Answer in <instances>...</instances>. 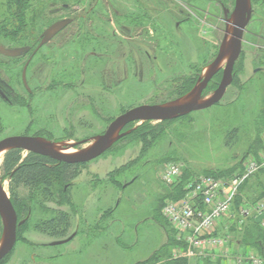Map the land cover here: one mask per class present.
Segmentation results:
<instances>
[{
    "label": "rangeland",
    "instance_id": "1",
    "mask_svg": "<svg viewBox=\"0 0 264 264\" xmlns=\"http://www.w3.org/2000/svg\"><path fill=\"white\" fill-rule=\"evenodd\" d=\"M250 1L256 11L234 66L235 81L223 98L209 108L168 124L153 144L142 137H130L78 167L82 178H87L80 202L89 190L95 195L100 191L93 201L95 208L91 209L95 219H89L88 225H82L78 219L80 203H75L72 211L60 203L58 186L54 198L39 196L38 189L33 187L19 188L21 198L29 202L30 208L26 212L21 205L17 206V241L0 264H135L149 259L168 237L176 241L171 251L184 247L177 230L161 212L165 202L183 185L171 186L163 181L167 165L178 162L182 174L187 170L193 176H212L221 171H230V176L241 172L249 159L264 153V50L258 47L264 48V0ZM234 5L235 0H29L22 27H17L20 17L10 10L9 22L14 28L10 29V36H0V42L8 46H34L54 21L68 17L74 20L43 46L31 63L27 79L34 93L15 103L9 119L13 133L38 134L58 148L76 153L103 133L111 118L122 109L148 99L151 102L145 104L180 98L177 94L184 85L182 79L197 72L204 78L227 28L232 31V24L227 21ZM5 11L6 0H0V21L7 16ZM226 60L217 73L216 87ZM20 64L18 60L14 62L13 82L23 91ZM212 86L203 93L204 99L215 89ZM24 152L25 156L27 151ZM128 164L129 173H111ZM87 170L95 173L86 176ZM260 172L264 169L251 174L243 183L244 198L252 203L263 198L253 199L249 193ZM51 174L57 185L59 177L55 172ZM111 175L127 186L118 189L108 179ZM129 180L134 181L130 184ZM0 182L9 194L10 179L2 181L0 173ZM108 188L111 193L106 194V199H99ZM62 209L72 218L67 237L75 236L66 243L51 245L66 237H47L34 228V223L51 219ZM255 218L254 226L264 230L263 218ZM246 224L237 233L220 227L215 233L232 236L229 245L234 254H253L264 264L257 246L249 247L241 240ZM3 233L0 226V243ZM32 243H37V247ZM185 259L188 264H227L222 262L223 258L217 262ZM165 262L163 259L154 264Z\"/></svg>",
    "mask_w": 264,
    "mask_h": 264
},
{
    "label": "trees",
    "instance_id": "2",
    "mask_svg": "<svg viewBox=\"0 0 264 264\" xmlns=\"http://www.w3.org/2000/svg\"><path fill=\"white\" fill-rule=\"evenodd\" d=\"M28 1L29 0H6V11L5 12L7 16L4 17L0 21V36H10V29L14 28L13 26H10V22H9L10 10L12 11L11 13H13L15 17H20V19L18 20L17 27L23 26L24 18H26V10L28 8ZM37 41H39V38L35 40V42ZM218 77H219L218 74L214 75V77L211 79L208 86L204 90V92H206L208 88H210L212 85H213L212 87L216 88ZM182 80H183L184 85L183 86L181 85L179 87V92L177 94L178 97L185 95L190 90H192V88H194V86L200 80V73L197 72L195 75H191L189 77L183 78ZM234 81H235V69H234L233 82ZM174 99L176 98L174 97L171 98V101H173ZM146 102L147 103L151 102V99H148ZM146 102H143L142 104H145ZM167 102L168 100H162L160 102L155 101L149 104H164ZM135 104H132L127 109H122L116 116L111 118V121L118 115L124 113L126 110L131 109L135 106L141 105V104H137V105ZM187 116H189V114L183 117H179V118L172 119V120H166L162 122L145 121L143 123L138 124V126H136L135 128H129V126L133 125V123H130L129 125L125 126L121 131L122 133H126V132L128 133L120 137L115 142V144L113 145L111 149H113L116 146V144H118L119 142L123 140L126 141L130 137H134V136L136 138L142 137L145 142H148V144H153V142L157 141L160 138V135L164 132L165 126L172 123L173 121L186 118ZM34 135L40 136L38 134H34ZM23 153L25 152L22 149L12 148L5 153L4 158L2 160V164H1L2 178L10 179L9 190H10L11 200L15 206L16 211H17V206L19 205H21L22 209L26 212H28L30 208L29 202L25 200L23 201V198H21V195L18 191L19 188L33 187V188L38 189L39 196L45 197V198H54L56 196L55 191H54L56 190L55 189L56 186L60 188V191L56 192L57 194H59L58 198H59L60 203L63 206L66 205L71 211L75 210V203L72 198V187L77 177L81 174V170H79L78 167L85 166L86 163L57 162L53 160L52 158H49L47 156H43L37 153L28 152L25 156L23 155ZM130 169L131 167L128 164L126 166L119 167L116 170H112L111 173H114V174L118 173V175L124 172L129 173ZM51 172H55L56 173L55 175L59 177L58 179L59 182L57 185H55V182L52 177L53 174H51ZM227 173L231 174L230 171L229 172L221 171V172L214 173V175L212 176H216V177L232 176V175L228 176ZM193 175L195 174L191 173V171L189 172L186 170L184 174L182 175L181 183L184 184V182ZM108 176L110 177V173L108 174ZM198 176H201V175H198ZM111 177L114 180H112V178H108V179H110L111 181H114V184L118 186V189L120 188L122 190L125 186H127V184L125 185V183H122L121 180L116 175H111ZM135 177L137 178L138 176H134L133 178ZM133 181L134 180H129L130 184L133 183ZM182 186L183 185H180L178 190H175L174 194H172L173 200L180 199L181 197L184 196L185 192ZM244 193L246 192H244V186L242 184V186L240 187V195H238L235 198L234 206L237 212H238L239 204L242 201L243 197L245 196ZM249 193L250 195H253L254 197L253 199H258L264 196V172H260L256 180V185L254 186L252 190L249 191ZM249 193H247L248 194L247 196H249ZM112 210L113 208H111L110 210H107L106 212L109 213ZM77 213L79 212L77 211ZM236 214L238 215V213ZM253 222L256 223L253 218H250L249 220H247L246 222L247 224L245 225L246 227L245 231L241 234L242 236L241 240L244 244H246L249 247H251V245L254 247L257 246V248L260 250L261 254L264 257V230H262L263 228L261 229L256 228ZM71 225H72L71 216L68 215V211L66 209H62V210H59L56 216H54L51 219H44V220L35 222L34 228H36L43 234H46L47 237H51V238L52 237H55V238H63V237L65 238L66 237L68 238L67 235L69 233ZM230 231L235 232V233H237L238 231L235 219L231 225ZM36 244L37 243H32L31 245L34 247H37ZM175 244H176V241L173 238L170 240V238L168 237L167 241L159 249L153 252V254L150 256L149 259L145 261H138L135 264H145V263L154 264L156 262L163 261V259L166 260V262L163 264H188L185 258H181L178 260L172 258V251L170 250V247H173V245ZM33 255H35V253H33Z\"/></svg>",
    "mask_w": 264,
    "mask_h": 264
},
{
    "label": "water",
    "instance_id": "3",
    "mask_svg": "<svg viewBox=\"0 0 264 264\" xmlns=\"http://www.w3.org/2000/svg\"><path fill=\"white\" fill-rule=\"evenodd\" d=\"M252 7L250 0H235L234 10L231 18L232 31L227 28L225 38L219 51L208 66L207 74L201 77L199 82L184 96L164 104H141L115 117L106 130L94 136L91 144L76 153H68L56 146V143L38 136L15 135L0 141V152L12 148H19L23 151L37 153L47 156L59 162L87 163L109 150L115 142L122 137V129L130 123H143L145 121L162 122L188 115L194 111L209 108L220 101L227 88L233 82L234 66L238 60L243 45V36L250 21ZM71 18L59 19L51 23L40 35L34 53L42 46L51 41L58 33L71 24ZM31 49L30 46L7 48L0 44V53L7 56H21ZM226 60L222 70V77L217 88L207 98H203V91L213 76L219 71L220 65ZM26 82V67L22 74ZM182 101V102H181ZM74 145H77L74 144ZM0 214L3 219V238L0 243V260L10 253L17 241L18 216L12 201L7 193L0 186ZM74 234L63 240L52 242V245L63 244L70 241Z\"/></svg>",
    "mask_w": 264,
    "mask_h": 264
},
{
    "label": "built area",
    "instance_id": "4",
    "mask_svg": "<svg viewBox=\"0 0 264 264\" xmlns=\"http://www.w3.org/2000/svg\"><path fill=\"white\" fill-rule=\"evenodd\" d=\"M262 169L264 153L249 159L241 172L230 177H189L183 184L184 196L167 200L162 209L164 217L177 230L178 240L184 244L183 248L175 251L174 257L209 258L214 262L223 258L222 262L227 264H261V259L253 254H234L233 247L229 245L232 236L224 237L215 232L218 227L229 230L232 219L236 220L237 229L257 216L263 218L261 223L264 225V196L254 203L243 197L238 212L234 206L244 180ZM182 172L180 163L171 162L163 171L162 179L168 185H178L182 182Z\"/></svg>",
    "mask_w": 264,
    "mask_h": 264
},
{
    "label": "flooded vegetation",
    "instance_id": "5",
    "mask_svg": "<svg viewBox=\"0 0 264 264\" xmlns=\"http://www.w3.org/2000/svg\"><path fill=\"white\" fill-rule=\"evenodd\" d=\"M220 4L219 5L222 7V3H220ZM251 7H252V14H251V18H250V21H249L248 25L250 24V22L252 20V15L256 11L253 8L252 3H251ZM228 11L229 10L226 9V12H228ZM71 19L73 20V18H71ZM154 20H155L156 23H158V19L154 18ZM73 21L71 23H73ZM179 24L180 23L177 22L176 26H179ZM248 25H247V27H248ZM247 27H246V29H247ZM245 32H246V30H245ZM245 32H244V34H245ZM243 38H244V36H243ZM261 38L264 39V36L261 37ZM53 39L51 41H53ZM39 41H40V37H39ZM39 41L37 42V44L39 43ZM51 41H49L48 43H50ZM0 44H2L3 46H5L7 48H15V47H21V46H30L31 47V49L27 53H25V54H23L21 56H16V57L7 56V55H4V54L0 53V141H2V140L6 139L8 137L16 135V134L13 133V126L10 125V120H9L10 119V113L12 115L13 108H14L15 103L17 101H20V100L22 101V98H25L26 94L28 95V97H30L34 93V88L33 89L31 88L30 83H29V81L27 79L28 71H29L31 63L33 62V60L36 57V54L39 52V50L41 48H43V46L34 53V50H35L37 44L34 45V46H32L31 44H26V45H21V46H11V45L8 46L6 43H2V42H0ZM258 47L261 48V50H264V48H262L261 46H258ZM17 60L19 62H21L20 65H22L21 74H20V82H21V87H22L23 91L18 90L15 87V84L13 82V66H14V62L17 61ZM40 66H41V64H40ZM25 67H26V82H27L28 87L24 83V80H23V77H22L23 70H24ZM40 70H41L40 68L37 69V71H40ZM23 92H25V94ZM21 94H23V95H21ZM19 135L37 136V135H34V134H19ZM38 137H40V136H38ZM8 150H10V149H8ZM4 155H3V158H4ZM3 158H2V160H3ZM55 161H57V160H55ZM57 162H59V161H57ZM86 164H88V163H86ZM0 173H1V164H0ZM1 180L2 181L4 180L2 178V175H1ZM0 186L7 193L9 199L11 200V195H10V193L8 194V191H6V189H5L4 185L2 184V182H0ZM17 216H18V213H17ZM26 220H27V218L24 221H26ZM18 222H19V216H18ZM0 226H2L3 229H4L3 219L1 217V214H0ZM9 254L10 253H8L3 259H5ZM3 259H1L0 262Z\"/></svg>",
    "mask_w": 264,
    "mask_h": 264
},
{
    "label": "crops",
    "instance_id": "6",
    "mask_svg": "<svg viewBox=\"0 0 264 264\" xmlns=\"http://www.w3.org/2000/svg\"><path fill=\"white\" fill-rule=\"evenodd\" d=\"M87 173H88V175H89V173H95V170H87L86 171V176H87ZM82 177H83L82 175H79L77 177V179L75 180V182H74V185L72 187V198H73L74 203L78 202V203H80V206H81V209H80L81 213H78V219H80L82 225H84V224L88 225L89 224V219L91 221H93L95 219V218H92L93 217V213H92L91 209L95 208V206L93 204L94 203L93 201L96 200V195L98 193L100 194V191L97 192V194L95 195V194L91 193V190H89V193H88V190H87L86 191V193H88L87 196L84 198V200L82 199V202H80V200H79L80 192H81V189H82L83 185L85 184V181L87 180V178L84 179ZM108 189L109 190H106L102 194V196L99 195L98 198L100 197L101 199H103V198H105L106 194H110L111 193L110 192V188H108ZM107 196L110 197V195H107ZM77 209H78V212H79V207ZM85 211H89V212L86 214ZM79 224H80V222H79ZM76 232H78V230Z\"/></svg>",
    "mask_w": 264,
    "mask_h": 264
},
{
    "label": "bare ground",
    "instance_id": "7",
    "mask_svg": "<svg viewBox=\"0 0 264 264\" xmlns=\"http://www.w3.org/2000/svg\"><path fill=\"white\" fill-rule=\"evenodd\" d=\"M4 151H1L0 152V164H1V161H2V154H3Z\"/></svg>",
    "mask_w": 264,
    "mask_h": 264
}]
</instances>
